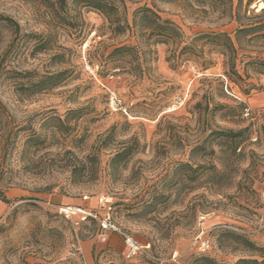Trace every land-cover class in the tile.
<instances>
[{"label": "rangeland", "instance_id": "374dc122", "mask_svg": "<svg viewBox=\"0 0 264 264\" xmlns=\"http://www.w3.org/2000/svg\"><path fill=\"white\" fill-rule=\"evenodd\" d=\"M124 1L130 22L146 4L179 25L185 41L200 32L235 36L238 26L222 0ZM238 4L246 23L264 21V0ZM0 14L20 27L0 20V62L9 50L0 65V189L9 199L0 198V264H157L144 254L127 258L123 236L102 228L108 215L151 242L163 264L261 259L227 231L264 245V62H251L264 59V30L238 51L242 77L229 81L240 100L225 90L226 58L210 45L185 61L181 46L161 43L156 53L115 62L112 50L137 44L136 36L114 33L95 8L0 0ZM59 71L65 80L51 89H18ZM245 128L236 150L214 133ZM9 135L15 145L4 162ZM31 135L40 139L29 142ZM128 146L132 153L113 170L111 158ZM69 206L96 216L76 224L79 214L62 212ZM203 230L206 251L197 242Z\"/></svg>", "mask_w": 264, "mask_h": 264}, {"label": "trees", "instance_id": "16d2710c", "mask_svg": "<svg viewBox=\"0 0 264 264\" xmlns=\"http://www.w3.org/2000/svg\"><path fill=\"white\" fill-rule=\"evenodd\" d=\"M42 1L49 7H53L57 4L60 5V7L63 9H65L68 2V0ZM222 1L226 2L225 12H227V14L231 18L235 19L238 23L235 36H232L231 33L227 31L200 32L197 33L190 41H185L184 34L179 25H177L169 18H164L156 9L146 4L139 6L134 10L133 18L130 22L121 9V7L124 8L123 10H125L126 8L124 0H71V2L75 5L89 6L101 11L109 19L114 33L123 34L127 30H131L136 36L137 44H125L114 48L110 53L111 61L121 62L123 61L124 55L127 53H132L133 55L144 54L145 56H147L148 54L156 53L154 46L161 43H176L177 45L181 46L178 56L181 60L185 61L203 55L206 51L205 45H210L209 49L207 50L208 52L216 51L225 56V63L229 68V71L225 76L228 79H232V75L242 77L241 73L236 68L235 60L238 51L247 41L256 38L258 31L264 30V21L261 23H246L244 21V15L242 14L240 4H238V6L235 8L234 0ZM0 20L15 24L17 26V32L20 31L19 24L12 17L0 14ZM64 23H66V21ZM248 36L251 37L247 39ZM200 41L202 42V45H199ZM41 49L44 50L45 47H42ZM8 51L9 50L6 51L5 55L8 53ZM5 55L3 56L0 65L4 61ZM252 60L253 61L251 62H264V59H260L258 57H255ZM137 72H140V74L142 75L144 74L142 68H140ZM64 74L65 71H59L52 74L43 75L39 79H30L26 82L20 83L18 85V89L22 90L23 93L27 95H33L35 93L43 92L63 82L65 80ZM223 82L225 84L224 78ZM216 106L228 107V105L221 103H217ZM80 109L82 108L75 110ZM58 119L62 122L60 118ZM67 120L69 121V118H67ZM246 129L247 128L239 130L229 129L215 131L214 133L217 134V137L223 138L222 140H230L234 150H236L242 142L240 136ZM39 139L40 137L38 135H31L28 138V141H35L36 143ZM14 145L15 143L10 139V135L7 136L3 145L4 162L7 158L8 151L12 150ZM131 153V146L125 147L122 150L116 152L111 158V162L113 163V170L115 169L118 160H123L124 158L129 157ZM216 174L217 177L221 176V173ZM0 198L4 202H9V199L6 197L5 192L2 189H0ZM227 233L233 236L238 244L243 246L244 249L256 253L261 258H240L235 264H264V245H258L248 236L242 233L234 231H227ZM203 259L206 260L208 264H217L215 259L211 257L204 256Z\"/></svg>", "mask_w": 264, "mask_h": 264}, {"label": "built area", "instance_id": "2783aa9c", "mask_svg": "<svg viewBox=\"0 0 264 264\" xmlns=\"http://www.w3.org/2000/svg\"><path fill=\"white\" fill-rule=\"evenodd\" d=\"M223 78L225 80V90L232 96H234L237 99L242 100L243 98L233 89L232 84L230 83L229 79L223 75ZM111 100L113 105L118 106V98L115 95V93L112 94ZM183 102H181L182 104ZM178 106H174L173 110L177 109ZM251 107H246L245 108V114H250ZM66 208H69L66 209ZM62 212L66 214L68 217L74 218V215L79 214L77 219H73L76 224L80 223V220L86 219L88 216H96L94 215L91 211L88 209H84L83 207H61ZM204 218V216H201L199 221H201ZM102 228L106 231L109 230H116L118 231L124 238L125 244H126V251H125V256L129 259L137 256L138 254H144L154 261L157 262V264H163V259L159 256H157L153 251H152V243L147 242V243H141L138 239H136L133 235L127 233L126 231L120 229L117 227L111 218L110 215L106 216L102 222H101ZM205 231L203 230L197 237V242L199 249L202 251H206L210 248L211 243L210 240L204 237Z\"/></svg>", "mask_w": 264, "mask_h": 264}, {"label": "bare ground", "instance_id": "6f19581e", "mask_svg": "<svg viewBox=\"0 0 264 264\" xmlns=\"http://www.w3.org/2000/svg\"><path fill=\"white\" fill-rule=\"evenodd\" d=\"M66 209H68V210H69V208H66Z\"/></svg>", "mask_w": 264, "mask_h": 264}]
</instances>
